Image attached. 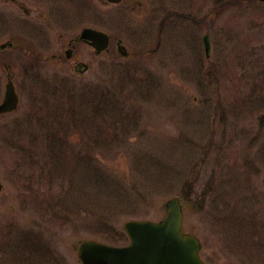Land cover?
<instances>
[{"label":"rangeland","instance_id":"1","mask_svg":"<svg viewBox=\"0 0 264 264\" xmlns=\"http://www.w3.org/2000/svg\"><path fill=\"white\" fill-rule=\"evenodd\" d=\"M19 1L30 15L0 0V44L18 42L0 48V102L5 64L20 95L0 114V264H80L76 239L127 243L124 222L163 217L173 195L213 248L247 196L264 192V3ZM55 8L61 25L44 40ZM91 24L111 34L110 50L77 44L61 61ZM75 59L91 70L76 75Z\"/></svg>","mask_w":264,"mask_h":264},{"label":"water","instance_id":"2","mask_svg":"<svg viewBox=\"0 0 264 264\" xmlns=\"http://www.w3.org/2000/svg\"><path fill=\"white\" fill-rule=\"evenodd\" d=\"M86 33L94 35L103 47V33L88 29ZM89 34V33H88ZM102 35V36H101ZM207 55L209 56L210 40L205 35ZM18 95L13 83L9 80L6 94L0 104V112L16 108ZM3 184L0 181V190ZM166 217L158 222L128 221L125 227L131 234V244L118 247L85 240L79 249V257L84 264H206L199 256L200 242L197 237L183 233V205L175 196L165 202Z\"/></svg>","mask_w":264,"mask_h":264},{"label":"flooded vegetation","instance_id":"3","mask_svg":"<svg viewBox=\"0 0 264 264\" xmlns=\"http://www.w3.org/2000/svg\"><path fill=\"white\" fill-rule=\"evenodd\" d=\"M12 2L17 3L20 8H22V10H24L28 15H30L33 11V8H28L25 4L24 1H19V0H11ZM110 1L111 0H103L102 2L107 6L110 5ZM121 3H123V0L120 1ZM56 10V8H55ZM44 11H41V13H43ZM57 10H56V15H54L55 17L51 18V20L45 21V25H49L48 27L45 26L44 24H42V26L39 23V30H40V35L44 40H49L51 39V37L54 35V31L56 30V27H60L61 25V20L58 19L57 17ZM46 17V16H45ZM41 27V28H40ZM85 27H93V25L91 24L90 26H83L76 34H74V38L72 37L71 39L68 40V42L70 43V47L66 46V44L64 43L62 45V49L63 51H60L58 57L61 61H64L65 59L68 60L70 58H74L75 56V51L78 50L77 44H81V45H88L90 46V49L92 50V53H94V49L92 48L91 45H89V43H87L86 40L83 39L82 37V31ZM25 33V32H23ZM22 33V34H23ZM118 40V39H117ZM15 44H13L12 42V46H17L18 42L14 41ZM11 46V47H12ZM118 47V46H117ZM63 53L65 54V56L63 57ZM80 60L75 59L74 63H77ZM75 67V64H74ZM76 75H84V74H78L76 73ZM261 196L264 199V192H259L256 195H253L252 198L254 200L253 205L257 206V208L260 209L257 210L255 213H252L253 216H248L246 220L245 224H239V228H234V232H235V240L241 239L240 236L237 235L238 232H243L246 231L247 233H249L247 235L246 238V249H247V253L248 256L246 258H241V257H233V260L237 263V264H264V202L262 207H259L258 203H259V197L261 198ZM187 231H192L195 232V228H185ZM222 235H221V240L218 237V240L215 241L214 238V242L215 245L213 247V249L211 250L210 248H205L203 247V252L202 253H207L210 255H213L214 260L216 259V262L218 264H225V261L227 260V257L223 256V249L224 246L226 244H224L222 241L223 240H227V236L224 235L223 233L225 232V228H220L219 230ZM200 238H204V237H200ZM204 242V246H206L205 240L203 239ZM217 243H221L220 245H217ZM78 246V241L77 239L73 242V248L76 250V247ZM230 257H228L229 259ZM235 262H233L234 264H236Z\"/></svg>","mask_w":264,"mask_h":264}]
</instances>
